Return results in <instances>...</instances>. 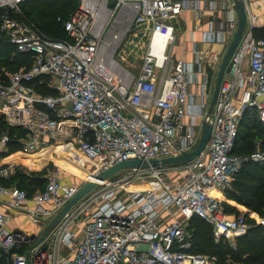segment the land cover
Returning a JSON list of instances; mask_svg holds the SVG:
<instances>
[{
  "label": "built area",
  "instance_id": "1",
  "mask_svg": "<svg viewBox=\"0 0 264 264\" xmlns=\"http://www.w3.org/2000/svg\"><path fill=\"white\" fill-rule=\"evenodd\" d=\"M24 1L0 0V41L12 46L11 56L22 55L17 69L0 66V117L24 131L15 138L0 131V254L6 264H214L189 251L185 220L199 216L216 240L229 243L248 227L244 214L226 213L214 193L223 196L243 161L264 165V135L249 154L233 152L244 112L253 109L264 124V39L254 35L264 25L263 0H242L245 27L210 114L217 70L237 24L232 0H79L63 21L64 38L25 17ZM185 9L210 13L201 39L219 44V51L194 50L191 62L171 57L172 20ZM155 33L168 41L152 51ZM144 37L140 62L127 68L120 51ZM203 121L210 132L198 154L151 164L191 152ZM13 140L29 156L60 146L62 153L52 154H66L86 176L70 183L50 175L30 195L7 186L3 180L19 167L2 162ZM131 159L145 166L97 181L26 256L30 235L7 227L9 212L45 225L84 182ZM134 183L142 187L130 188Z\"/></svg>",
  "mask_w": 264,
  "mask_h": 264
},
{
  "label": "trees",
  "instance_id": "2",
  "mask_svg": "<svg viewBox=\"0 0 264 264\" xmlns=\"http://www.w3.org/2000/svg\"><path fill=\"white\" fill-rule=\"evenodd\" d=\"M79 0H26L22 3L25 17L34 22L45 34L64 38L66 32L63 21L78 5ZM254 35L264 39V25L254 29ZM12 46L0 41V66L17 69L21 54L11 56ZM12 57V60H11ZM50 93L48 89L42 90ZM0 131H5L10 138L21 137L24 131L18 127L7 126L0 117ZM264 135V124L256 119L253 109L244 112L238 125V134L233 152L240 155L249 154L254 149L253 141ZM17 140L10 141L7 153L20 149ZM39 172H25L20 166L10 178L3 180L5 185H16L25 189L30 195L36 189H42L46 178ZM18 180L14 182V178ZM25 181L26 184L20 185ZM224 196V198H223ZM221 195L223 210L226 213H240L241 209L255 212L264 218V165L245 160L233 175L230 186ZM249 222V223H248ZM246 231L234 237L233 242L216 240L211 225L197 215H192L189 221L191 233L190 252L212 257L214 264H264V223L249 220ZM0 264H6L0 254Z\"/></svg>",
  "mask_w": 264,
  "mask_h": 264
},
{
  "label": "water",
  "instance_id": "3",
  "mask_svg": "<svg viewBox=\"0 0 264 264\" xmlns=\"http://www.w3.org/2000/svg\"><path fill=\"white\" fill-rule=\"evenodd\" d=\"M233 2V8L235 9L236 12V19H237V24H236V29L235 32L231 38V41L229 42L228 46L226 47L223 56L221 58L217 74L215 77L214 85H213V90H212V96L211 100L209 103V107L207 110V113L210 114L212 112V106L215 102L217 92L219 89V85L224 73V70L226 68L227 62L229 60L230 55L232 54L235 46L237 45L239 38L243 32V29L245 27V13L243 9V3L242 0H232ZM210 132V124L207 121H203L201 123V132H200V137L198 140V143L196 147L191 151L187 153H183L178 156H173V157H166L162 158L161 160H151V164H172V163H182L185 161L190 160L193 158L196 154H198L201 149L203 148ZM137 166H145V162L142 160H137V159H131V160H126L122 161L119 163L114 164L113 166L103 170L99 174H97L93 180H88L84 182L78 189V191L60 208L57 213L52 217L47 219L45 225L42 228V231L38 236L35 234H30L29 238L32 241L31 245L29 246V249L26 252V256H28L29 251L32 250L35 246L40 244L49 234V232L55 227V225L60 221L61 217L63 214L72 206L74 205L79 199H81L84 195H86L92 188H94L97 184V181L99 180H104L106 178L111 177L113 174L120 170H124L130 167H137Z\"/></svg>",
  "mask_w": 264,
  "mask_h": 264
},
{
  "label": "rangeland",
  "instance_id": "4",
  "mask_svg": "<svg viewBox=\"0 0 264 264\" xmlns=\"http://www.w3.org/2000/svg\"><path fill=\"white\" fill-rule=\"evenodd\" d=\"M40 2L48 1V0H39ZM262 1V0H261ZM261 6L264 9V0L261 2ZM23 10V9H22ZM182 21L179 19V17H175L172 20V24L174 26L173 28V35H175L177 39V35H179L183 30L181 28ZM148 44V39L146 37L140 38L134 41V46H125L120 53L124 55V60L122 61L123 65H125L129 69H135V65L140 62L139 55L144 54L145 49ZM178 43L177 40H175L172 51H171V57L174 59H178L179 57V47H177ZM155 46H157V43L153 40L150 42V48L155 49ZM117 59H119L118 56H116ZM17 151L13 152L16 153ZM19 152V151H18ZM57 154V152H55ZM52 154V151H49L48 153L44 152L43 150L40 152H37L33 155H25L23 153H18L14 156V160L16 162V166H20L25 172H39L45 174V178L50 175H56L61 181L63 182H81V178L86 176V171L80 168H76L72 164V160L70 157L62 155H56ZM60 154V153H59ZM62 156V157H59ZM15 181L18 180L17 178L12 179ZM26 184L25 181H21L20 185ZM121 190L118 194V196H124L122 194ZM240 213L244 214L246 222L249 220H254L255 222H259L261 219H264L260 217L255 212L248 211L246 209H241ZM24 218H19V221H23ZM189 221L190 218L185 220V230L189 234ZM249 223V222H248ZM43 228V227H42ZM42 229L34 232V234L39 235Z\"/></svg>",
  "mask_w": 264,
  "mask_h": 264
},
{
  "label": "crops",
  "instance_id": "5",
  "mask_svg": "<svg viewBox=\"0 0 264 264\" xmlns=\"http://www.w3.org/2000/svg\"><path fill=\"white\" fill-rule=\"evenodd\" d=\"M202 1V0H200ZM210 13L206 10L203 11V13L198 16L197 12H193L189 9L182 10L177 17L182 21L181 28H183L182 32L177 35V47H179V57L178 59H181L185 62H191L195 58L194 50H199L204 52L206 49H210L213 51H219L221 49L220 45L217 43H208L202 41V31L206 30L208 28V19H209ZM176 37V36H175ZM174 42L171 47V51L174 45ZM45 153L52 151H55V148H49L43 150ZM20 152L11 153L7 157L3 159L2 162H6L8 160H14V156ZM61 154L62 152H58L57 154ZM63 155V154H62ZM62 157V156H59ZM15 161V160H14ZM10 219L7 222V227L11 230H16L18 228H22L28 232V234H34L39 229L41 230L44 225H35L30 223V221L27 219L26 215L16 212H9ZM24 220L21 222L19 221V218ZM37 234V233H36ZM35 234V235H36Z\"/></svg>",
  "mask_w": 264,
  "mask_h": 264
},
{
  "label": "bare ground",
  "instance_id": "6",
  "mask_svg": "<svg viewBox=\"0 0 264 264\" xmlns=\"http://www.w3.org/2000/svg\"><path fill=\"white\" fill-rule=\"evenodd\" d=\"M155 41L156 43H157V46H155V49H151L152 51H157L160 47H162L163 45H165L166 43H167V41H168V38L166 37V36H161V35H159V34H157V33H155V34H153V36H152V40L151 41ZM51 148H55V151H57V153L60 151L61 152V150H60V146H57V147H51ZM36 154V153H35ZM63 157H65L66 156V154H65V156H64V154L62 155ZM130 188H139V187H142V186H140L139 184H137V183H134V184H130V186H129ZM214 195L217 197V198H221V194H219V193H214Z\"/></svg>",
  "mask_w": 264,
  "mask_h": 264
}]
</instances>
